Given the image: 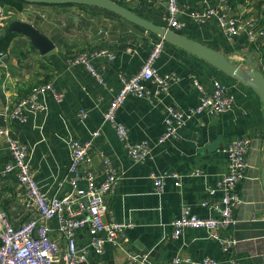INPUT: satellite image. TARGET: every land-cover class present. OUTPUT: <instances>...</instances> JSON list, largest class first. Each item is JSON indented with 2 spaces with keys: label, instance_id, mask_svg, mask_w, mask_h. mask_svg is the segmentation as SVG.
Segmentation results:
<instances>
[{
  "label": "crops",
  "instance_id": "obj_1",
  "mask_svg": "<svg viewBox=\"0 0 264 264\" xmlns=\"http://www.w3.org/2000/svg\"><path fill=\"white\" fill-rule=\"evenodd\" d=\"M114 1L141 18L163 26L165 0ZM177 1L189 10H199L198 0ZM209 2L213 7L219 5V0ZM258 2L262 4L255 8L253 5ZM0 10L5 16L0 31V51L5 54L0 61V127L8 128L9 135L28 149L36 183L44 191L56 193L61 198L71 192L65 182L58 187L68 176L70 142L86 140L100 128L103 113L121 87L119 76L135 74L152 44L160 37L93 7L25 3L23 11L17 12L0 3ZM228 13L231 16H262L264 0H248ZM181 18L186 22L181 35L225 54L232 62L241 63L247 55H252L249 51L255 47L247 38L242 35L227 40L217 18L203 24L194 22L187 13ZM15 20L30 23L50 39L54 49L41 56L28 46L26 38L10 33L14 37L8 48L2 50L4 29ZM261 43L264 46V38ZM98 52L104 53L95 56ZM79 55L86 57L100 83L84 64L71 62ZM256 61L264 74V57L259 54ZM155 67L159 74H174L178 78L169 93L150 100L127 97L116 112V121L127 128L129 142H149L153 146V159L143 164L134 163L114 129L105 124L84 165L94 172L96 182L100 183L103 174L99 152L104 151L109 156L119 179L115 190L105 199L108 209L105 220L130 222L133 226L126 230V240L120 246L106 244L101 255L89 252L83 264H129L128 256H135L145 264H175L176 255L195 263L211 258L218 264H231L233 260L240 264H264V190L261 183L264 110L259 97L246 85L166 41ZM194 79L208 90L213 81L228 87L234 98L230 111L213 116L202 114L190 120L176 138L155 145L164 130L166 106L185 109L198 104L199 92L193 86ZM46 83L61 94L60 103L47 91L37 97V102L46 108L44 112L25 111L23 120L10 117L18 100L25 98L33 87ZM147 88L153 94L154 86L148 84ZM82 110L86 112L83 119L78 116ZM247 138L251 139V145L245 160L246 177L235 187L241 204L234 210V223L219 231L227 248L223 250L219 241L209 239L203 229L187 228L178 239H172L171 222L179 218L182 206H187L198 218L220 216L215 205L221 193L216 191L210 195L207 189H216L218 180L227 172L228 163L222 150L235 139ZM10 161L8 147L0 140V210L7 213L14 226H19L30 219H38V213L24 207L15 175L1 173ZM196 170L201 171L200 176L185 178L178 187L173 180H168L162 193L153 191L148 177L151 171L185 175ZM47 226L50 238L65 245L57 231L56 218L50 219ZM88 242L87 230H78L76 247L80 249Z\"/></svg>",
  "mask_w": 264,
  "mask_h": 264
},
{
  "label": "built area",
  "instance_id": "obj_2",
  "mask_svg": "<svg viewBox=\"0 0 264 264\" xmlns=\"http://www.w3.org/2000/svg\"><path fill=\"white\" fill-rule=\"evenodd\" d=\"M198 1L199 10H189L186 5H180L177 0H165L163 27L180 34L186 27V22L181 18V15L186 13L197 24L217 18L218 25L227 40L231 41L233 38L243 35L255 48L262 44L264 28L259 26L256 19L229 15L230 8L227 5V0H219L217 7H213L209 0ZM4 20L5 16L0 10V31ZM164 42L165 40L160 38L152 44L146 59L135 74L119 76L121 87L103 113V122L100 128L93 131L86 140L75 139L70 142L68 176L58 183L59 188L63 186L64 182L69 185L71 192L68 195L59 198L56 193L49 194L44 191L34 180L35 172L30 166L26 146L12 138L8 128L0 127V140L7 145L11 156V161L4 166L1 173L15 175L23 194L24 207L38 213V219H30L19 226H14L7 213L0 210V264H83L86 263L89 252L101 255L106 244L118 247L126 240V230L133 224L105 220L108 213L105 199L115 190L119 179L111 159L104 151L99 152L103 174L100 183L96 182L94 172L84 165L96 140L101 135L102 126L105 124L114 129L118 140L126 148L128 157L134 163L143 164L153 159V146L149 142H129L127 128L116 121V112L127 97L150 100L152 97L167 95L171 85L178 80L174 74L162 75L156 70L155 62L163 52ZM103 53L98 52L95 56ZM4 56L5 54L0 51V61ZM71 62L84 64L100 83L84 55L77 56ZM148 84L154 86L153 94L148 90ZM193 86L199 92L198 104L185 109H179L173 105L166 106L163 118L164 130L155 145H161L176 138L180 130L190 120L202 114L213 116L230 111L234 98L228 87L218 81H213L211 89L208 90L195 79ZM47 91L52 94L57 103L61 102V94L55 92L49 83L38 85L33 87L25 98L16 102L10 117L23 120L25 111L33 114L44 112L46 108L37 102V97ZM3 115L7 117L5 113ZM78 116L83 119L86 117V112L82 110L78 112ZM250 145L251 139L249 138L235 139L222 150L228 163L227 172L218 180L216 189H207L210 195L216 191L221 193V199L215 205V208L219 209L220 216L218 218H198L190 212L187 206H182L179 218L171 222L172 239H178L187 228L203 229L209 239L219 241L223 250L227 248L228 244L220 239L219 231L235 221L234 210L241 204L235 193V187L246 177L245 160ZM200 175V170L185 175L151 171L148 177L152 182L153 191L162 193L168 180H173L174 186L178 187L185 178ZM52 218L57 220V231L65 240V245L57 244L50 238L47 222ZM83 228L88 232L89 242L86 246L78 249L75 243L76 232ZM128 262L129 264H145L135 256H128ZM173 263L218 264L211 258H205L201 262L195 263L180 255L173 258ZM231 264H240V262L233 260Z\"/></svg>",
  "mask_w": 264,
  "mask_h": 264
},
{
  "label": "water",
  "instance_id": "obj_3",
  "mask_svg": "<svg viewBox=\"0 0 264 264\" xmlns=\"http://www.w3.org/2000/svg\"><path fill=\"white\" fill-rule=\"evenodd\" d=\"M29 4L41 5H69L79 7H93L126 20L135 27L147 30L163 38L167 43L194 55L206 62L223 75L230 77L253 90L260 99L264 110V74L258 68L257 61L252 55H247L241 63L232 62L225 54L215 51L189 37L167 30L163 26L155 25L130 9L120 5L114 0H21ZM15 33L28 40V46L34 48L41 56L54 49L50 39L40 33L30 23L22 21H11L4 29V34ZM261 183L264 190V165L262 167Z\"/></svg>",
  "mask_w": 264,
  "mask_h": 264
},
{
  "label": "trees",
  "instance_id": "obj_4",
  "mask_svg": "<svg viewBox=\"0 0 264 264\" xmlns=\"http://www.w3.org/2000/svg\"><path fill=\"white\" fill-rule=\"evenodd\" d=\"M246 2H248V0H227V5L229 6L230 11L232 12L238 5L246 4ZM0 3L5 5L6 7L10 8L11 10L21 12V11H23L24 4L26 2L21 1V0H0ZM260 4H262V2H258L257 4L254 3L253 6H255V8H257L260 6ZM256 10L258 11V15H259L260 11L258 9H256ZM243 17L250 18L251 16L245 15ZM251 18L256 19V21L258 22L260 27L264 26V15L257 16V17H251ZM13 37H14V35L10 34V33L2 36V38H1L2 50H6L8 48L9 43L11 42ZM249 52H250V54H252V57L256 61L259 54L264 57V46L259 45L257 48H252Z\"/></svg>",
  "mask_w": 264,
  "mask_h": 264
}]
</instances>
